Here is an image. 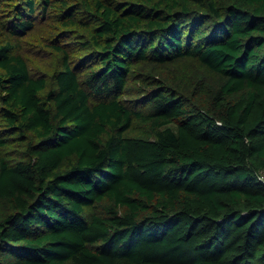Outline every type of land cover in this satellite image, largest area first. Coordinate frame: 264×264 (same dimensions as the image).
Returning <instances> with one entry per match:
<instances>
[{
    "label": "trees",
    "instance_id": "16d2710c",
    "mask_svg": "<svg viewBox=\"0 0 264 264\" xmlns=\"http://www.w3.org/2000/svg\"><path fill=\"white\" fill-rule=\"evenodd\" d=\"M3 10L0 264H264V0ZM51 16L89 49L75 66L56 44L52 87L12 43ZM133 80L148 111L124 100Z\"/></svg>",
    "mask_w": 264,
    "mask_h": 264
},
{
    "label": "rangeland",
    "instance_id": "374dc122",
    "mask_svg": "<svg viewBox=\"0 0 264 264\" xmlns=\"http://www.w3.org/2000/svg\"><path fill=\"white\" fill-rule=\"evenodd\" d=\"M6 7L10 6L6 5ZM0 14V22L5 23L9 17V11L3 10ZM2 28L5 27L0 23V44L6 40L7 35L4 33H9L6 29L2 32ZM69 28L63 21L51 16L49 19L38 22L36 27L24 37H14L15 39L12 40L14 51L22 53L29 61L31 73L46 76L50 87L55 85L54 71L63 65V52L56 47V44L62 45L69 51L75 66L83 63L89 52L85 42L86 31L82 28L69 31ZM163 78L169 83L175 81L174 75L169 71L164 73ZM147 91L140 83L133 80L128 92L124 95V100L137 109L148 111L151 104L148 101ZM129 133L155 136V129L136 120ZM108 204L114 203L107 199L99 204V209L106 211Z\"/></svg>",
    "mask_w": 264,
    "mask_h": 264
}]
</instances>
